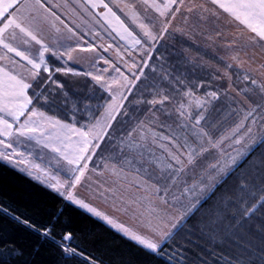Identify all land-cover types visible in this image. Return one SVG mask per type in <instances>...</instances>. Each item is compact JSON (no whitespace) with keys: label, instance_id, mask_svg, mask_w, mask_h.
<instances>
[{"label":"snow or ice","instance_id":"6c2138e0","mask_svg":"<svg viewBox=\"0 0 264 264\" xmlns=\"http://www.w3.org/2000/svg\"><path fill=\"white\" fill-rule=\"evenodd\" d=\"M144 2L147 4L148 0ZM209 2L247 27L254 34V38L264 41V0H209ZM72 3L79 4L85 11H87L85 4L88 3H91L93 8L103 7L107 9V15L114 17L124 28L123 22L109 5L104 3V0H99V4L94 0H83V3H80V0H72ZM183 4L184 0H168L164 8L168 11H179V7L172 9L171 6ZM60 6L67 8L69 0H64L63 5L53 3V0H0V49L5 50V55L0 56V60L7 59L8 53H14L21 62H26L30 66L27 70L32 81V83H26L23 78H17L14 72L0 68V73H3V79H0V113H3L0 115V146L5 149L0 151V160L13 166L28 163L22 158L24 153L18 151L13 141L16 144L35 141L38 146L45 149L50 148L53 153L58 154L54 157L58 165L61 161H65L69 166L63 180L58 175H51L47 169L41 168L40 164L30 165L39 174L27 171L26 168L19 169L22 172L26 171L28 176L36 180H40L41 175L47 177L41 182L55 192L64 204L54 214L50 213V222L43 226L14 215L8 208L0 206V215L10 217L17 226H22L23 230L36 237V244L28 253L19 247L7 250L6 246L12 241L0 237V248L5 249V251H0V264H43L40 257L41 249L45 246H54L59 250L60 259L57 264L77 258L80 264H93L91 254L85 253L84 249L79 246L72 231L63 229L59 233L55 231L60 223V217L73 208L82 210L102 221L134 243L146 257L159 258L161 264H174L176 256L180 253H177L175 249L169 250L170 245L182 234H193L190 231L185 232L188 222L200 212L204 205L209 204V201L213 203L207 208L204 220L199 226L201 235H207L209 240L222 241L230 238L235 235L237 227L242 228L250 224L257 213L264 210V164L259 165L261 171L258 175H256V165L253 164L252 172L247 170L240 172L233 185L228 187L226 185L229 178L237 173L252 152L257 147H264V134L258 135L254 131L257 126L264 131V103H254L243 112V118L230 132L216 137L213 134L214 125L210 124L205 115L211 101L219 99L216 91L206 92V98L203 100H195V112L183 103L175 108L174 111L179 118L178 131L161 135L144 121H138L134 127L118 138V143L113 142L121 164L118 170L113 167L112 171L117 174L124 173L126 169L135 172L136 186L153 190L159 196L160 204L166 206L163 210H158L156 207L145 210L151 218L140 222V227L144 231L129 227L75 194L74 189L87 178L89 162L97 150L101 149L102 144L109 140L113 123L117 121L118 116L127 115L122 109L123 101L128 97L120 94L118 102L115 95L110 96V102L104 107L103 122L96 119L95 123H91L94 117H92L90 106L80 100L74 101L69 107L67 94L62 91L63 85L53 79V73L67 74L72 70L62 67L50 68L45 54L49 53L58 60L64 55H69L71 58L70 52L74 49H68L65 53L53 50L41 38H38L37 27L40 22L39 9H44L47 13L44 19L52 17L64 24V21L53 10ZM149 6L155 7V4ZM194 7L196 6L188 8V12H192ZM199 7L204 11H209L203 8V5ZM132 15L135 18V12ZM160 15L164 16L166 12L161 11ZM64 26L69 33L75 35L71 28H68L66 24ZM139 27L143 30V36L148 40L158 41L159 37L154 35L148 26L140 24ZM162 31L167 33L168 26L165 25ZM124 32L132 36L127 28H124ZM18 38L23 39L24 45H30L32 42L39 45L38 54L32 56L14 47L13 42ZM121 39L124 37L121 36ZM133 42L140 44L141 40L133 37ZM151 58L149 56V59ZM232 60L239 63L237 55L232 56ZM13 63L16 62L13 61ZM147 66V61H145L139 68V74H133V79L140 80L144 76L143 68ZM226 68L231 69L232 65L227 64ZM41 70L48 74L47 77L41 76ZM115 71L119 72L120 69L116 68ZM169 75V73L164 74L165 77ZM92 79L99 84L100 88L108 90L110 87L100 83L102 79L100 76H93ZM125 81V87H127V77ZM243 81L246 85L254 86L260 94V99L264 101V83L258 82L248 73L243 75ZM52 85H55V88ZM148 87L154 88L155 85ZM198 87H204V85H198ZM29 89L33 90L32 97L28 95ZM129 91H131L130 88ZM241 91L248 95L251 89L246 88ZM50 96L51 100H49ZM57 96L61 97L59 102L71 112L72 120H75L79 113L82 118L89 119V123L76 128L60 120H53L45 116L43 112L29 107L33 104V98L36 100L43 98L45 103H57ZM185 96L193 97L194 94L189 90L185 92ZM168 99L166 94L161 95L159 91H156L152 99L140 102L149 105V111L155 109V111L163 112L164 109L157 108V105L163 106ZM155 111H153V117H155ZM5 117H11V122ZM21 117H26V119L21 121ZM45 122L51 128L67 129L76 135L79 138L78 148L70 154L66 147L64 150L56 147L52 143V133L44 127ZM66 139L70 140L71 137H66ZM226 142H228L227 145ZM60 143L63 144V141ZM156 148L160 150V155H157L154 150ZM150 168L154 171H150ZM190 174H195L191 183L185 179ZM254 175L256 178L252 179ZM173 187H179V194H173L172 199L169 200L168 195ZM137 203L136 200L127 202L123 211L128 213L131 208L133 209L132 215L135 216ZM168 208L175 209V211L170 212ZM139 214L143 216L144 212ZM66 225L67 221L65 227ZM257 227L261 233H264V217L261 218V225ZM260 259L264 261V255H261Z\"/></svg>","mask_w":264,"mask_h":264},{"label":"rangeland","instance_id":"374dc122","mask_svg":"<svg viewBox=\"0 0 264 264\" xmlns=\"http://www.w3.org/2000/svg\"><path fill=\"white\" fill-rule=\"evenodd\" d=\"M63 2L64 0H53V3L60 5H63ZM94 2L99 4V0H94ZM80 3H83V0H80ZM104 3H107L116 13V16L123 22L124 28H127L132 36H128L124 32V28L114 17L107 15V9L93 8L91 3H88L85 4L87 9L85 11L79 4L69 0L67 8L60 6L53 9L64 21V24L52 17L44 19L47 13L44 9H39L38 38L60 53L74 49L70 52L71 58L69 55H64L62 59L58 60L49 53L45 54L50 68L62 67L72 70L67 74L53 73L54 80L59 83L67 81L73 85L82 83L81 80L89 81L103 94V100L100 102L102 107L99 112H94L95 109L90 107L92 117H94L91 119V123H95L96 119L103 122L104 107L110 102V96L115 95L118 102L120 94L128 97L123 101L122 109L127 115L117 117V121L113 123L112 130H110L109 140L102 144L101 149L97 150L89 162L87 178L74 189V192L98 210L129 227L144 231L140 227V222L151 218L145 210L151 207L163 210L166 206L160 204L159 196L153 190L136 186L135 172L126 169L124 173L117 174L112 171L113 167L118 170L121 164L113 142L118 143V138L134 127L138 121H144L161 135L178 131L179 118L174 111L175 108L183 103L186 107L190 106V110L195 112V100L205 99V93L209 91H216L219 96V99L211 101L205 113L210 124L214 125V136L219 137L230 132L243 118L245 110L256 102L264 103L255 87L246 85L243 81V75L248 73L258 82L264 83V67H262L264 66V41L254 38V34L247 27L222 9L216 8L209 0H184L183 5L171 6L172 9L179 7V11L166 10L164 5L168 3V0H148L147 4L144 0H104ZM153 3L155 7H150L149 5ZM194 5L196 7L193 8V11L188 12L187 9ZM201 5L209 11H204L199 7ZM73 9L75 11H72ZM161 11H165L166 15L161 16ZM133 12H135V18L132 15ZM65 24L73 30L75 35L68 32ZM140 24L148 26L152 33L159 37L158 41H150L144 37L143 30L139 27ZM165 25L168 26L167 33L162 31ZM121 36L124 39H121ZM133 37L140 39L141 43L135 44ZM13 46L32 56L38 54L39 45L34 42L24 45L22 38L14 41ZM170 49L176 50L183 56L182 59L163 61L158 55L153 57L155 53L159 54V51L166 52ZM4 55L5 50L0 49V56ZM234 55L239 57V63L232 60ZM149 56L152 58L149 59ZM7 57V59L0 60V68L14 72L17 74V78H23L26 83H32L27 70L30 66L26 62H21L14 53H8ZM145 61L148 66L143 68L144 76L140 80H134L133 74H139V68ZM227 64H231L232 68H226ZM162 65L165 66L164 70H162ZM175 65H181V68L179 72H174L177 75H172L170 72L175 71L173 67ZM116 68H119L120 71L116 72ZM73 73L78 74L74 75ZM165 73H169L171 76L165 77ZM47 75L41 70L42 77H47ZM93 76H100L102 78L100 83L110 86L108 90L100 88L99 84L92 79ZM125 77H127V87H125ZM0 79H3V73H0ZM140 82L143 84L141 85ZM138 83L140 84L137 85ZM149 85H155V87L149 88ZM198 85H204V87H198ZM52 87L54 88L55 85ZM172 88L174 90H171ZM246 88L251 89L248 95L241 91ZM189 90L194 94L193 97L185 96V92ZM156 91L169 97L163 106L157 105V108L164 109L163 112L155 111V109L149 111L150 106L140 102L152 99L153 93ZM28 95L33 96L32 89L28 90ZM49 100H51V96ZM57 101L56 106L60 105V107L53 109L55 103H45L43 98L40 100L33 98V104L29 107L43 112L45 116L51 117L53 120H60L62 123L71 124L76 128L89 123V119L82 118L79 113L75 120L71 119L70 111L65 113L69 114L67 120L54 115L53 112L66 108L59 102V96H57ZM72 104V99H69V107ZM153 111H155V117H153ZM5 118L11 122V117ZM24 119L26 117H21V121ZM154 120L155 122H153ZM44 127L52 133V143L56 147H61L62 150L66 147L70 154L78 148L79 138L67 129L51 128L46 122ZM254 131L258 135L264 134L259 126L254 128ZM66 137H71V139H66ZM60 141H63V144ZM13 143L18 151L24 153L22 158L26 159L28 163L13 166L3 160L0 162L53 192L41 182L47 177L41 175V179L36 180L28 176L26 171L22 172L19 169L26 168L27 171L39 174L30 165L40 164L41 168L47 169L51 175H58L63 180L65 171L69 167L66 162L61 161L58 165L54 159L58 154L53 153L50 148L45 149L38 146L35 141L20 144L13 141ZM4 150L3 146H0V151ZM154 150L157 155H160L158 148ZM150 171L154 170L150 168ZM193 175L195 174H190L185 179L191 183ZM173 194H179V187L171 188L168 195L169 200L172 199ZM133 200L138 201L135 205L137 213L135 216L132 215L133 209L131 208L128 213L123 211L124 205ZM168 211L172 212L175 209L168 208ZM141 212H144L143 216L139 214ZM201 222L200 220L196 225V231L199 233ZM191 227L192 225L187 227L185 232L190 230L192 235H187L185 238L182 235L177 238L195 242L193 240L197 233ZM177 253L179 252L177 251ZM232 262L238 263V261Z\"/></svg>","mask_w":264,"mask_h":264},{"label":"trees","instance_id":"16d2710c","mask_svg":"<svg viewBox=\"0 0 264 264\" xmlns=\"http://www.w3.org/2000/svg\"><path fill=\"white\" fill-rule=\"evenodd\" d=\"M175 51L173 49L166 52L159 51V54L155 53L153 57L158 55L163 61L182 59L183 56ZM173 67L175 71L170 73L177 75L181 65ZM164 69L165 66L162 67V70ZM81 81L83 82L74 85L67 81H60V84L63 85V91L67 94L68 100L72 99L73 102L80 100L93 110L95 109L94 112H99L102 107L100 102L103 100V94L95 85L92 86L91 82ZM59 99L61 100V97ZM57 107L59 108L60 105L56 106L55 103L53 109ZM68 111V108H65L53 113L67 120L69 114L65 113ZM253 164L256 165V175H258L261 171L259 165L264 164V147H257L252 152L237 173L229 178L226 187L236 182L238 173L245 170L252 172ZM256 175L252 179H255ZM213 199L215 200V197ZM212 203L213 201H209V204L204 205L200 212L189 220L187 227L192 225L191 228L196 231L197 223L200 220L203 221L206 210ZM63 204L64 202L56 194L0 162V206L8 208L14 215L43 226L50 222V213L54 214ZM262 217H264V210L257 213L250 224L242 228L237 227L235 235L222 241H211L207 235L202 236L196 231L197 236L193 240L195 242H189L188 239H184L187 235L182 234L184 238H177L176 243L169 247V250L174 248L180 253L176 256L174 264H264V261L260 259V256L264 255L262 251L264 250V233H261L257 227L261 225ZM62 229L72 231L79 246L84 249L85 253L91 254L93 264H161L159 258L146 257L134 243L82 210L73 208L66 211L60 217V223L55 231L59 233ZM0 237L12 241L6 246L9 251L19 247L28 253L36 244V237L23 230L22 226H17L10 217L3 215H0ZM0 251H5V249L0 248ZM40 259L43 264H57L60 259L59 250L54 246H45L41 249ZM232 261H238V263ZM60 264H80V262L77 258L66 262L61 261Z\"/></svg>","mask_w":264,"mask_h":264}]
</instances>
